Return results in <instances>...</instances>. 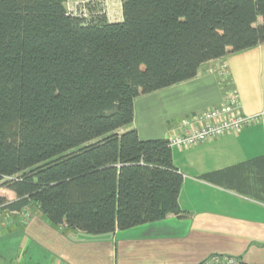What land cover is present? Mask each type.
Wrapping results in <instances>:
<instances>
[{"label": "trees", "instance_id": "trees-1", "mask_svg": "<svg viewBox=\"0 0 264 264\" xmlns=\"http://www.w3.org/2000/svg\"><path fill=\"white\" fill-rule=\"evenodd\" d=\"M65 2L0 0V206L93 236L179 216L183 176L128 129L133 103L263 44L264 0H121L110 24Z\"/></svg>", "mask_w": 264, "mask_h": 264}, {"label": "crops", "instance_id": "crops-1", "mask_svg": "<svg viewBox=\"0 0 264 264\" xmlns=\"http://www.w3.org/2000/svg\"><path fill=\"white\" fill-rule=\"evenodd\" d=\"M65 9L86 20L98 15L109 24L123 20L121 0H66ZM222 74L241 113L258 119L237 134L187 149L170 147L173 165L183 176L179 216L128 232L91 236L52 227L40 213L24 224L21 218L31 209L18 213L0 206V229H7L0 234V264H91L81 261L84 256L92 264H108L114 237L121 235L125 259L139 251V264H201L211 256L264 264V43L206 62L195 78L138 97L128 129L141 141L170 140L186 116L223 102ZM218 172L210 181L203 179ZM0 197L16 201L6 189H0Z\"/></svg>", "mask_w": 264, "mask_h": 264}, {"label": "built area", "instance_id": "built-area-1", "mask_svg": "<svg viewBox=\"0 0 264 264\" xmlns=\"http://www.w3.org/2000/svg\"><path fill=\"white\" fill-rule=\"evenodd\" d=\"M221 79V86L225 89L223 102L216 107L190 114L182 119L174 136L168 140L169 147L187 149L211 142L224 135L237 134L242 128L258 119V116L247 117L241 113L234 92L226 89L228 85L226 76L222 74ZM201 264L239 263L232 257L211 256Z\"/></svg>", "mask_w": 264, "mask_h": 264}, {"label": "rangeland", "instance_id": "rangeland-1", "mask_svg": "<svg viewBox=\"0 0 264 264\" xmlns=\"http://www.w3.org/2000/svg\"><path fill=\"white\" fill-rule=\"evenodd\" d=\"M30 213H28V214H26V213H24V215L22 216V218H21V220L22 221H24V224H28L29 222H30V216H32V215H40L39 213H38V210H36V208H33V209H31V211H29ZM18 224H20V221L18 220ZM22 224V223H21ZM20 226V225H19ZM13 228H15V227H13ZM12 228V229H13ZM7 229H5V228H1L0 229V234H4L5 233V231H6ZM21 230H23V225H21L20 227H19V231H21ZM131 230V229H130ZM130 230H126V231H122V232H128V231H130ZM29 233H34V232H32V229H29V230H27ZM92 236V235H91ZM101 236H103V235H101ZM124 236V235H123ZM40 239H39V241H42V242H46L47 243V241L46 240H43L41 237H39ZM123 237H122V235L121 236H117V237H114V242H115V245H114V249H113V257H112V259H108L107 261H108V264H125L126 262H124V261H128L126 264H139V262L141 261V260H139L138 261V259H137V255H138V252H136L135 251V254L132 256V257H130V258H128V259H125V256L123 255L124 253H123V239H122ZM79 244V243H78ZM47 245V244H46ZM79 246H77V248H78ZM69 248V247H68ZM83 248V247H82ZM82 253V252H81ZM135 258H136V260H135ZM81 259V261H83V262H88V263H91L92 264V262H93V259L92 258H90V257H86V256H84L83 258H80ZM86 262V263H87Z\"/></svg>", "mask_w": 264, "mask_h": 264}]
</instances>
